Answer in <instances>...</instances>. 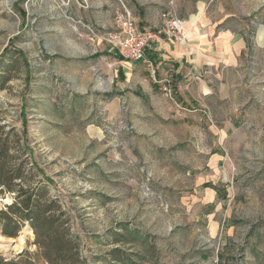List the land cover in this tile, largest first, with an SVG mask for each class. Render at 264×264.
I'll return each mask as SVG.
<instances>
[{"label":"rangeland","instance_id":"obj_1","mask_svg":"<svg viewBox=\"0 0 264 264\" xmlns=\"http://www.w3.org/2000/svg\"><path fill=\"white\" fill-rule=\"evenodd\" d=\"M123 10L139 27L197 10L248 25L237 82L181 110L167 78L173 101L159 85L145 98L108 65L124 61L103 41ZM5 72L0 126L27 147L31 184L58 200L86 264H111L116 247L138 264H264V0H0ZM1 239L15 242L2 258L46 264L28 224Z\"/></svg>","mask_w":264,"mask_h":264},{"label":"crops","instance_id":"obj_2","mask_svg":"<svg viewBox=\"0 0 264 264\" xmlns=\"http://www.w3.org/2000/svg\"><path fill=\"white\" fill-rule=\"evenodd\" d=\"M232 18L224 17L212 23L202 10L187 16V40L174 44L165 40L147 50L145 58L157 68V79H168L176 101L172 104L181 110L187 100H205L215 93L226 92L237 82L239 61L248 49L244 25L234 29ZM142 28H152L158 16L139 20ZM232 26V27H231ZM112 51V50H111ZM113 52V51H112ZM111 72H119L141 88L145 98L157 97L158 85L152 83L140 62L115 61L108 64ZM175 111V108L172 107ZM171 109V111H172Z\"/></svg>","mask_w":264,"mask_h":264},{"label":"trees","instance_id":"obj_3","mask_svg":"<svg viewBox=\"0 0 264 264\" xmlns=\"http://www.w3.org/2000/svg\"><path fill=\"white\" fill-rule=\"evenodd\" d=\"M2 84L10 81L6 72L0 75ZM0 126V199L10 195L11 203L0 210V234L5 238H16L24 223L32 234V245L38 256L46 264H86L82 257L79 238L69 227V221L57 199L36 182L31 184L34 174L28 168L25 156L27 147L15 139L13 130L4 131ZM31 167L37 166L32 163ZM39 173L40 171L37 170ZM47 182H50L46 179ZM126 235L133 232L126 230ZM114 244L128 243L124 234L113 233ZM132 253L116 247L108 253L111 264H138ZM0 264H34L27 252L16 258L5 259L0 256Z\"/></svg>","mask_w":264,"mask_h":264},{"label":"built area","instance_id":"obj_4","mask_svg":"<svg viewBox=\"0 0 264 264\" xmlns=\"http://www.w3.org/2000/svg\"><path fill=\"white\" fill-rule=\"evenodd\" d=\"M114 23L115 30L107 33L103 41L122 60L142 63L152 83L161 86L164 96L173 101L171 90L166 85L168 81L157 79V68L145 58V53L162 40L174 44L185 42V20L172 11H165L160 13L154 27L142 28L128 11L123 10L116 14Z\"/></svg>","mask_w":264,"mask_h":264},{"label":"water","instance_id":"obj_5","mask_svg":"<svg viewBox=\"0 0 264 264\" xmlns=\"http://www.w3.org/2000/svg\"><path fill=\"white\" fill-rule=\"evenodd\" d=\"M14 247H15L14 241L4 242V248L1 251L4 253H9L10 251L13 250Z\"/></svg>","mask_w":264,"mask_h":264},{"label":"bare ground","instance_id":"obj_6","mask_svg":"<svg viewBox=\"0 0 264 264\" xmlns=\"http://www.w3.org/2000/svg\"><path fill=\"white\" fill-rule=\"evenodd\" d=\"M2 237H0V250H2L4 248V242H2L1 239ZM21 238V237H20ZM22 239V238H21Z\"/></svg>","mask_w":264,"mask_h":264}]
</instances>
